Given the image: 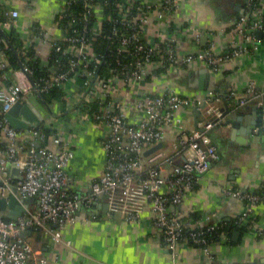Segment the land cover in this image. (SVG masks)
Instances as JSON below:
<instances>
[{"label":"built area","instance_id":"2783aa9c","mask_svg":"<svg viewBox=\"0 0 264 264\" xmlns=\"http://www.w3.org/2000/svg\"><path fill=\"white\" fill-rule=\"evenodd\" d=\"M261 1L245 0L231 29L243 42L223 53L215 51L212 40L204 50L181 52L186 37L184 28L176 23V14L182 0H61L55 13L60 19L53 23L60 36L51 41L48 57L40 63L45 76L36 77L28 64L30 41L23 40L17 68L0 52L4 80L0 85V197L12 194L20 204L37 201L36 209L23 205L24 212L18 217L8 221L0 217V264H51L22 238V232L39 228L59 242L64 228L93 218L78 215V209L90 210L103 196L110 211H122L127 220L140 218L148 209L153 226L177 256L178 249L187 244L181 230L189 218L178 207L211 162L219 159L209 132L221 112L214 102L216 91L181 92L170 80L195 64L207 67L217 79L226 61L247 54L248 43L256 41L255 32L264 30ZM76 2L82 6L79 12L65 11ZM109 4L112 11L105 15L103 9ZM152 14L159 27L150 33ZM3 15L0 30L8 40L20 14L5 8ZM63 17H68V25L61 24ZM51 57H55L53 62H49ZM53 88L62 90L68 116L57 111L58 115L43 121L54 130L49 137L37 128L38 123L26 130L9 125L5 114L12 106ZM252 88L250 84L247 89ZM230 95L235 96L236 90ZM191 109L206 115L194 128H188L183 119V113ZM261 116L264 126V105ZM71 123L98 130V142L105 153L103 172L83 195L72 191L67 173L74 150L64 132ZM170 135L174 146L166 147ZM160 142L162 148L144 154ZM12 165L18 168L19 177L10 174ZM227 193L246 203L245 210L235 217L237 222L251 225L252 206L264 201V192ZM204 224L200 222L198 228ZM193 237L205 243L197 233ZM203 251L210 253L207 246Z\"/></svg>","mask_w":264,"mask_h":264},{"label":"crops","instance_id":"0c3cea01","mask_svg":"<svg viewBox=\"0 0 264 264\" xmlns=\"http://www.w3.org/2000/svg\"><path fill=\"white\" fill-rule=\"evenodd\" d=\"M60 1L1 0L0 5L19 11L15 32L22 40L30 41L31 50L41 60L48 57L51 41L60 36L53 24ZM244 5L245 0H182L176 14V23L184 28L186 37L181 52L204 50L210 40L217 53L241 44L243 41L231 29ZM260 5L264 17V0ZM97 12L101 14V7ZM149 24L150 33L159 27L154 14L150 15ZM255 39L253 44L248 43L247 54L223 64L217 79L207 67L195 64L170 80V85L181 92L216 91V107L228 110L223 117L214 119L209 132L219 159L211 162L206 174L178 207L189 214L186 220L189 227H196L200 222L229 221L242 213L246 203L227 192L264 190V126L259 121V111L264 105V30H257ZM2 82L0 76V85ZM250 84L253 88L248 90ZM232 90H236L235 96L230 95ZM36 101L29 96L26 99L41 114L42 121L47 120L49 114L44 107L36 105ZM52 105L54 115H58L60 105ZM183 119L188 128H194L206 115L191 109L183 113ZM64 135L71 138L74 150L67 170L72 179V191L83 195L104 169L105 153L98 142L99 132L92 126L71 123L65 127ZM173 140L170 135L166 147H173ZM27 206L36 209L37 201L29 199ZM252 211L253 222L248 232L232 231L228 240L212 243L210 253L183 245L174 256L160 231L153 226L148 209L140 218L127 220L122 211H110L104 196L91 212L78 209V215L90 217L93 213L95 218L64 228L59 242L37 228L28 233L25 240L39 249L51 264H264V201L255 203Z\"/></svg>","mask_w":264,"mask_h":264},{"label":"trees","instance_id":"16d2710c","mask_svg":"<svg viewBox=\"0 0 264 264\" xmlns=\"http://www.w3.org/2000/svg\"><path fill=\"white\" fill-rule=\"evenodd\" d=\"M81 8H82L81 3L76 2L67 5L65 11L68 13L69 12L77 13L79 12V10H81ZM4 11H5V7L0 5V22L4 20L3 18ZM111 11H112V7L110 4L108 6H105L103 9V13L105 15H109ZM59 19L60 17H58V14H56L54 20L57 21ZM60 22L63 26L68 25L69 19L68 17H63L60 20ZM15 31L16 30L11 32L8 40H4L5 35L0 30V52L4 53V55L8 59L10 66L13 68H17L20 66L22 57L19 55V50L21 49L23 44V40L20 38L19 33ZM53 56H55V54ZM27 57L29 59L28 64L33 69L34 75L36 77L45 76L46 72L43 71L42 68H40V63L42 62V60L34 55L31 48L27 52ZM54 58L55 57H51L49 59V62L51 61L53 62ZM64 60H66V58H64ZM34 97L37 100L36 105L40 107H44L45 111H50L52 109L51 105L58 103L61 108V114L63 116H68V112L64 108V100L62 99L61 89L53 88L46 93L36 94ZM36 126L42 133H44L45 137H49L50 134L54 131L53 129L48 127V125H46L43 121L39 122ZM263 192L264 190L260 191L259 194H262ZM91 210L92 208L88 210V212L89 211L91 212ZM89 215L92 216L94 214L90 213ZM93 218H95V216H93ZM209 226L213 228L211 230H207V227ZM249 229H250L249 224H239L236 218H232L229 221L221 220V221L208 222L207 225L204 224V228H200V229L198 228V225L196 227L186 226L181 230V237L187 243L186 245L198 247L201 250H204L205 246L209 247L212 243H218L222 241L224 236L226 237V240H228L232 231L234 230L240 231V233H245L248 232ZM193 233H197L200 238L205 240V243L203 244L201 242L195 241L193 237Z\"/></svg>","mask_w":264,"mask_h":264},{"label":"water","instance_id":"95a60500","mask_svg":"<svg viewBox=\"0 0 264 264\" xmlns=\"http://www.w3.org/2000/svg\"><path fill=\"white\" fill-rule=\"evenodd\" d=\"M201 89H204L203 87H200ZM30 95V94H29ZM221 116L223 117L227 112V108L225 107L220 110ZM260 116L259 121L260 124L262 123V116H261V109H260ZM5 118L8 121L9 125L13 127L16 130H26L30 126H33L36 123H39L42 121L41 114L33 108L28 102L25 103H16L12 108L5 114ZM163 147V144L160 142L156 144L155 146L148 149L144 154L149 155L150 153L154 152L155 150H158ZM18 168L15 166L10 167V174L13 177H19ZM17 173V174H15ZM28 200H24L22 204L19 203V201L10 194L6 198L0 197V217L3 218L5 221L10 220L11 218L18 217L23 214L24 212V206H27ZM33 229L28 228L25 231L22 232V238H25L28 233H30ZM38 230H40L38 228ZM235 235H238V233H235Z\"/></svg>","mask_w":264,"mask_h":264},{"label":"rangeland","instance_id":"374dc122","mask_svg":"<svg viewBox=\"0 0 264 264\" xmlns=\"http://www.w3.org/2000/svg\"><path fill=\"white\" fill-rule=\"evenodd\" d=\"M32 98H33V100L35 99V97H32ZM54 113H55V110L53 108L50 111H47L46 114H49L48 117L53 118V117H55Z\"/></svg>","mask_w":264,"mask_h":264}]
</instances>
